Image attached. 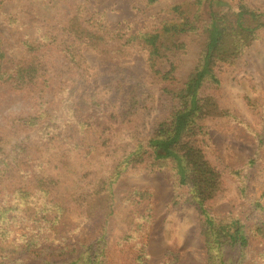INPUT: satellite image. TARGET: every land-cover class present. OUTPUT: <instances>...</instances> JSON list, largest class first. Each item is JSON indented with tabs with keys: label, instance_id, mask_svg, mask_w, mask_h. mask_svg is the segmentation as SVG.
Returning a JSON list of instances; mask_svg holds the SVG:
<instances>
[{
	"label": "trees",
	"instance_id": "obj_1",
	"mask_svg": "<svg viewBox=\"0 0 264 264\" xmlns=\"http://www.w3.org/2000/svg\"><path fill=\"white\" fill-rule=\"evenodd\" d=\"M142 1L151 8L167 0ZM14 2L19 11L5 19L21 31L12 39L0 33V264H155L156 194L118 186L164 169L175 203L186 197L199 213L206 264H264V191L245 211L216 208L233 185L247 201L264 149V98L248 100L254 130L223 93L226 75L262 39L264 10L171 1L151 28L132 32L92 13L89 0ZM136 50L160 96L115 63ZM89 53L109 71L91 79ZM224 121L253 133L257 147L242 164L210 155L208 125ZM123 135L128 142L113 149L110 169L91 180L95 156ZM180 261L173 247L156 264Z\"/></svg>",
	"mask_w": 264,
	"mask_h": 264
},
{
	"label": "rangeland",
	"instance_id": "obj_2",
	"mask_svg": "<svg viewBox=\"0 0 264 264\" xmlns=\"http://www.w3.org/2000/svg\"><path fill=\"white\" fill-rule=\"evenodd\" d=\"M171 1H163L151 8H146L142 0H89L88 8L92 13L103 14L110 24L134 32L151 28L152 24L156 22L157 15L170 5ZM245 5H254L264 10V0H226L224 6L226 8H242ZM16 10L19 11V5L14 0L9 3L0 0V33L7 39H12L21 31L18 27L10 26L5 19V11H12L13 13ZM216 11L219 12L220 10L217 9ZM261 37L262 39L257 46L241 59L234 70L226 75L223 86V93L228 106L246 123L252 125L254 130H256L257 124L250 114L248 100H251L250 103L258 105L261 98H264V31L261 32ZM88 56L87 66L91 73V79L109 71V66L105 63L107 61L104 57L94 53H89ZM115 63L137 73L157 96L162 94L161 85L153 83L149 77V71L145 66V54L142 51L136 50L130 58H120ZM4 109L5 107L0 109V113L3 114ZM158 113L157 111L153 115V121ZM209 124L210 155L212 158H219L228 164H242L249 156H253L257 144L253 140L252 131L249 132L245 126H242L247 124L231 123V121ZM102 128L94 125L95 130ZM122 137L119 136L114 139V142L112 141V148L101 150L95 156L97 161L90 172L91 180H94L103 171L110 169L118 156V153H112L113 149L118 146L121 148L128 142L125 135ZM120 152L122 153L123 150ZM81 161L82 158L78 159V164ZM137 186L151 188L156 194V224L149 247L153 262L159 263L165 258L169 249L176 247L181 253L180 264H206L207 255L204 238L200 232L199 213L194 205L185 201L186 197L181 202L175 203V199L179 200V198L172 173L164 169L127 176L120 181L118 189L122 191ZM263 191L264 149L250 172L248 195L245 198L247 201L244 203L240 200L237 186L233 185L228 194L229 197L219 202L216 208L223 212L245 211L246 207L249 206L248 204L258 199ZM180 192L182 193V191ZM250 214L249 223L255 222L254 214L257 213L253 210ZM252 251L250 250V253Z\"/></svg>",
	"mask_w": 264,
	"mask_h": 264
}]
</instances>
